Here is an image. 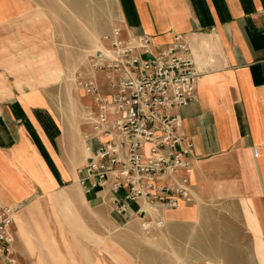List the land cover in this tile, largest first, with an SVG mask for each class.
I'll return each mask as SVG.
<instances>
[{
    "label": "crops",
    "instance_id": "obj_1",
    "mask_svg": "<svg viewBox=\"0 0 264 264\" xmlns=\"http://www.w3.org/2000/svg\"><path fill=\"white\" fill-rule=\"evenodd\" d=\"M55 1L0 0V203L18 208V261L264 264V0H116L123 37L149 34L157 52L180 35L179 53L199 71L194 97L174 110L194 143L193 198L161 208L165 225L150 230L136 201L119 211L108 189L80 183L86 145L98 139L86 138L83 103L72 115Z\"/></svg>",
    "mask_w": 264,
    "mask_h": 264
},
{
    "label": "built area",
    "instance_id": "obj_2",
    "mask_svg": "<svg viewBox=\"0 0 264 264\" xmlns=\"http://www.w3.org/2000/svg\"><path fill=\"white\" fill-rule=\"evenodd\" d=\"M175 40L178 45L155 52L149 34L123 37L114 26L74 75L76 87L91 98L83 113L84 124L92 128L86 138L98 139L96 147L86 145L89 155L80 183L86 191L108 189L119 211L124 209L122 199L136 201L146 230L164 227L161 208L193 198L194 143L174 110L194 97L199 71L193 59L179 53L188 49L181 36ZM17 211L0 203V259L7 264H21L11 228Z\"/></svg>",
    "mask_w": 264,
    "mask_h": 264
},
{
    "label": "rangeland",
    "instance_id": "obj_3",
    "mask_svg": "<svg viewBox=\"0 0 264 264\" xmlns=\"http://www.w3.org/2000/svg\"><path fill=\"white\" fill-rule=\"evenodd\" d=\"M69 3L68 8L70 10L66 9L65 13H63L62 1L56 0L54 13L56 23L60 28L61 38H63L65 42L66 39L69 38L71 55L70 68L72 75L70 80V88L72 89L70 90V105L72 115L77 116L81 103L85 105V95L83 90L76 87L73 74L76 70L83 67L85 59L91 53L102 47V38L104 34L113 26L118 25L119 17L116 13L118 8L116 0H70ZM62 30L65 31L63 37ZM99 79L102 87L106 89V79L102 73H99ZM60 219L61 222H56L54 220L53 225L56 232H58L59 228L60 236H62L64 234V228L66 229L67 225L63 221L65 219L64 217ZM134 230L140 232L142 229L140 230V227H136ZM145 234L152 236L148 233ZM64 241L63 239L59 240V242ZM151 243L155 242L151 241ZM135 245L140 248V240L135 241ZM45 264H52V262L46 258Z\"/></svg>",
    "mask_w": 264,
    "mask_h": 264
},
{
    "label": "bare ground",
    "instance_id": "obj_4",
    "mask_svg": "<svg viewBox=\"0 0 264 264\" xmlns=\"http://www.w3.org/2000/svg\"><path fill=\"white\" fill-rule=\"evenodd\" d=\"M262 185V184H261ZM263 193V192H262Z\"/></svg>",
    "mask_w": 264,
    "mask_h": 264
}]
</instances>
